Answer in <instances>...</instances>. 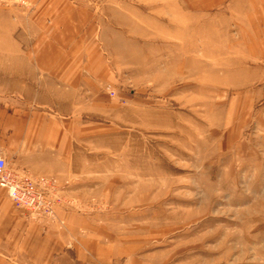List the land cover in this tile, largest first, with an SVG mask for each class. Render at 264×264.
I'll list each match as a JSON object with an SVG mask.
<instances>
[{
  "label": "rangeland",
  "instance_id": "1",
  "mask_svg": "<svg viewBox=\"0 0 264 264\" xmlns=\"http://www.w3.org/2000/svg\"><path fill=\"white\" fill-rule=\"evenodd\" d=\"M78 2L104 46L79 53L60 104L76 117L58 120L92 181L61 197L57 225L91 221L104 263L74 260L87 231L73 228L55 230L68 257L49 264H264V0Z\"/></svg>",
  "mask_w": 264,
  "mask_h": 264
},
{
  "label": "crops",
  "instance_id": "2",
  "mask_svg": "<svg viewBox=\"0 0 264 264\" xmlns=\"http://www.w3.org/2000/svg\"><path fill=\"white\" fill-rule=\"evenodd\" d=\"M30 1L33 10L29 13L22 7H0V153L8 168L47 178L57 196L71 198L82 173L86 185L91 184L92 174L78 168L76 150L69 140L76 129H62L58 120L62 116L75 119L76 115L60 104L75 98L71 89L76 87L77 70L81 69L76 61L79 53L94 48L99 34L104 46V25L97 22L87 4ZM88 85L92 86L91 80ZM70 210L68 205H59L53 220L33 219L16 209L0 188V262L66 261L63 243L66 245L68 237L64 232L57 240L62 244L54 243L55 230L67 234L75 228L87 231V246L85 253L73 251L74 260L90 263L100 251L101 258L94 260L104 263V242L93 234L91 221L80 218L82 226L57 225L68 219Z\"/></svg>",
  "mask_w": 264,
  "mask_h": 264
},
{
  "label": "built area",
  "instance_id": "3",
  "mask_svg": "<svg viewBox=\"0 0 264 264\" xmlns=\"http://www.w3.org/2000/svg\"><path fill=\"white\" fill-rule=\"evenodd\" d=\"M52 183L44 177H33L23 170L7 167L0 153V188L14 207L33 219H54L61 198L52 191Z\"/></svg>",
  "mask_w": 264,
  "mask_h": 264
}]
</instances>
